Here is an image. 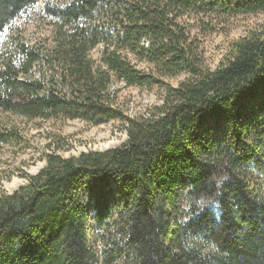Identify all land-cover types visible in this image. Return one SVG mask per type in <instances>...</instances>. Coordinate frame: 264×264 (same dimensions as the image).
I'll return each instance as SVG.
<instances>
[{"label":"trees","instance_id":"1","mask_svg":"<svg viewBox=\"0 0 264 264\" xmlns=\"http://www.w3.org/2000/svg\"><path fill=\"white\" fill-rule=\"evenodd\" d=\"M258 14L264 0H0V149L20 139L6 115L127 134L46 154L0 192V264H264V27L210 70L186 25ZM116 83L160 89L162 105L129 118Z\"/></svg>","mask_w":264,"mask_h":264},{"label":"rangeland","instance_id":"2","mask_svg":"<svg viewBox=\"0 0 264 264\" xmlns=\"http://www.w3.org/2000/svg\"><path fill=\"white\" fill-rule=\"evenodd\" d=\"M27 20L33 22L34 18ZM186 25L191 36L200 41L206 68L215 70L225 58L230 44L264 27V14L238 17L228 23L189 17ZM42 28L40 22L29 25L27 38L33 42L44 39L47 32ZM100 50L94 52L95 58L99 57ZM139 67L144 69L146 65ZM185 78L167 79L165 83L177 87ZM113 91L117 92L118 104L129 118H148L153 108L162 105L163 93L157 88H126L116 83ZM4 122L20 137L19 141L0 149V192L9 195L28 183L25 175L36 176L46 167V154L55 153L69 159L83 153L106 152L127 142L125 128L120 122L92 126L80 120H28L13 115L4 116ZM18 182L20 184L16 186Z\"/></svg>","mask_w":264,"mask_h":264},{"label":"bare ground","instance_id":"3","mask_svg":"<svg viewBox=\"0 0 264 264\" xmlns=\"http://www.w3.org/2000/svg\"><path fill=\"white\" fill-rule=\"evenodd\" d=\"M17 184H20V183L18 182V183H16L15 185L17 186Z\"/></svg>","mask_w":264,"mask_h":264}]
</instances>
